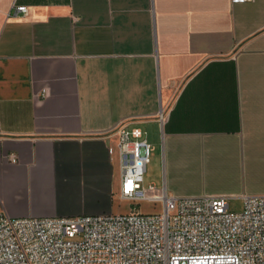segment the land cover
<instances>
[{
  "label": "crops",
  "instance_id": "0c3cea01",
  "mask_svg": "<svg viewBox=\"0 0 264 264\" xmlns=\"http://www.w3.org/2000/svg\"><path fill=\"white\" fill-rule=\"evenodd\" d=\"M121 127L176 197L264 196V0H0V211L128 212Z\"/></svg>",
  "mask_w": 264,
  "mask_h": 264
},
{
  "label": "built area",
  "instance_id": "2783aa9c",
  "mask_svg": "<svg viewBox=\"0 0 264 264\" xmlns=\"http://www.w3.org/2000/svg\"><path fill=\"white\" fill-rule=\"evenodd\" d=\"M116 150L118 198L128 212L11 218L0 211V264H264V196L243 195L237 213L225 197H171L142 185L151 150L145 131L119 128ZM141 203L152 212L142 213Z\"/></svg>",
  "mask_w": 264,
  "mask_h": 264
},
{
  "label": "rangeland",
  "instance_id": "374dc122",
  "mask_svg": "<svg viewBox=\"0 0 264 264\" xmlns=\"http://www.w3.org/2000/svg\"><path fill=\"white\" fill-rule=\"evenodd\" d=\"M148 138V144L150 145V162L147 165L146 172L143 175V187L148 188L150 185H154L156 189H166L165 191L168 193L169 196H174L176 195L172 194V189L171 185L169 182V179L166 176L165 172V167H164V157H165V151H163V145L161 141V137L159 135L157 136H152L150 135ZM189 182V181H188ZM195 184L192 181V183H178L176 184V189L175 192L177 194H180L182 190L185 188L191 189L195 188ZM181 196V195H178ZM117 194H112L110 197V205H119L117 203ZM227 203L229 205V211L230 212H240L242 209L243 201L242 199L239 198H234V199H228ZM125 206L124 203L120 205V207ZM133 208V207H132ZM139 209L142 213H150L152 212V207L146 204L141 203L139 205ZM157 210V209H155ZM111 213V211H109ZM105 214H108V212H105ZM113 214V213H112Z\"/></svg>",
  "mask_w": 264,
  "mask_h": 264
}]
</instances>
